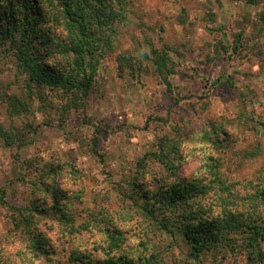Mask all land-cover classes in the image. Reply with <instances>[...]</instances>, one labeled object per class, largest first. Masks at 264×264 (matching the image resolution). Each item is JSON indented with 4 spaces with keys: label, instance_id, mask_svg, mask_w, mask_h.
<instances>
[{
    "label": "rangeland",
    "instance_id": "rangeland-1",
    "mask_svg": "<svg viewBox=\"0 0 264 264\" xmlns=\"http://www.w3.org/2000/svg\"><path fill=\"white\" fill-rule=\"evenodd\" d=\"M115 3L120 20L87 39L90 89L74 101L70 90L31 86L0 44V264H76L79 254L99 264H264L238 237L192 249L123 193L201 180L210 211L214 170L233 199L263 183L264 0ZM39 4L51 20L36 50L68 77L63 52L81 35L59 0Z\"/></svg>",
    "mask_w": 264,
    "mask_h": 264
},
{
    "label": "trees",
    "instance_id": "trees-1",
    "mask_svg": "<svg viewBox=\"0 0 264 264\" xmlns=\"http://www.w3.org/2000/svg\"><path fill=\"white\" fill-rule=\"evenodd\" d=\"M116 1L59 0L62 6L60 14L65 19V25L70 31L77 30L81 35L77 45L72 40L70 48L63 52L73 57L71 62L67 57L70 66L68 77L64 78L61 71L55 72L53 66L44 60L46 56L36 50L37 41L44 39L45 29L41 27L51 20L48 12L40 7V0H0V34L3 35L0 36V44H9L6 48L7 56L16 59L18 65L24 67L31 86H49L50 89H63L67 92L70 90L74 101L78 93H86L90 89L91 78L88 72L91 65L87 64L92 62L85 57L86 53L93 55L94 48L88 47L90 42L87 39L92 35L95 25L120 20ZM52 15L55 18L59 14ZM56 66L62 67L60 63ZM66 84H69V88H65ZM37 95L44 100L43 93ZM209 181L215 183L212 187L217 189L219 195L217 210L209 211L206 209L209 206L199 203L201 194L209 189L200 187L201 180L198 182L196 179L173 178L169 187L159 185L157 190L144 188L142 192L135 187L133 192L123 190V193L129 195L159 228L178 229L182 232L196 251L201 252L205 247H211L212 243H229L228 246L233 247L231 241L238 237L239 245L248 249L250 258L264 262V179L262 184L251 182V190L236 199H233V190L220 188L223 178L216 170L210 175ZM150 194L155 196L154 202L138 203L139 197L143 201L148 200ZM4 195L5 190L2 189L1 201ZM41 240L38 238L35 242L37 248L44 250V242ZM115 246L120 247V244ZM78 256L80 258L76 264H99V260H88L82 254Z\"/></svg>",
    "mask_w": 264,
    "mask_h": 264
}]
</instances>
